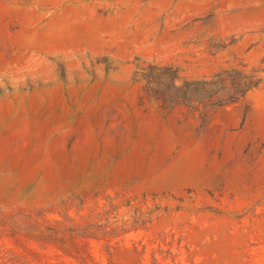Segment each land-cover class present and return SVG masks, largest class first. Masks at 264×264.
<instances>
[{
  "label": "rangeland",
  "instance_id": "rangeland-1",
  "mask_svg": "<svg viewBox=\"0 0 264 264\" xmlns=\"http://www.w3.org/2000/svg\"><path fill=\"white\" fill-rule=\"evenodd\" d=\"M0 264H264V0H0Z\"/></svg>",
  "mask_w": 264,
  "mask_h": 264
},
{
  "label": "trees",
  "instance_id": "trees-1",
  "mask_svg": "<svg viewBox=\"0 0 264 264\" xmlns=\"http://www.w3.org/2000/svg\"><path fill=\"white\" fill-rule=\"evenodd\" d=\"M144 74H142V79L146 82V84L148 86H159V81L163 80V79H167V85H163L164 90H152V97H154L157 100H161L164 104L166 103L167 100V96L169 94V92L171 91L172 93H177L180 94L179 92L182 91V88L184 87H180V86H175L174 82L177 79L176 73L175 71H171L168 68H159L155 65H148L146 67V69L142 70ZM196 85H198V83H195ZM202 86L205 87H211L213 82H202L199 83ZM161 85V84H160ZM238 87V86H237ZM253 86L250 85V82H248V89L251 88ZM186 95V94H183ZM211 97L208 98V102L210 107L212 106H217V105H221V100L220 98H218L216 92H212L211 93Z\"/></svg>",
  "mask_w": 264,
  "mask_h": 264
}]
</instances>
